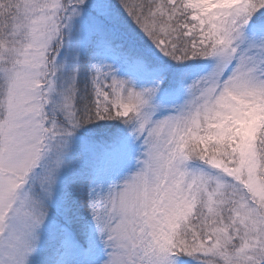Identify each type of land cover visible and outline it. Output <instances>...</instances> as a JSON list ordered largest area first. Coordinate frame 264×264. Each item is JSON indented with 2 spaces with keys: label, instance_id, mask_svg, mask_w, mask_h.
<instances>
[{
  "label": "snow or ice",
  "instance_id": "1",
  "mask_svg": "<svg viewBox=\"0 0 264 264\" xmlns=\"http://www.w3.org/2000/svg\"><path fill=\"white\" fill-rule=\"evenodd\" d=\"M0 264H264V0H0Z\"/></svg>",
  "mask_w": 264,
  "mask_h": 264
}]
</instances>
